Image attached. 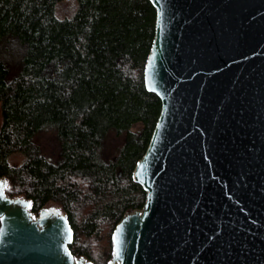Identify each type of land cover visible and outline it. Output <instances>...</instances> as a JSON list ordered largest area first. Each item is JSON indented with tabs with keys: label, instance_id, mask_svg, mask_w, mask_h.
I'll return each instance as SVG.
<instances>
[{
	"label": "water",
	"instance_id": "1",
	"mask_svg": "<svg viewBox=\"0 0 264 264\" xmlns=\"http://www.w3.org/2000/svg\"><path fill=\"white\" fill-rule=\"evenodd\" d=\"M150 2L144 81L161 107L133 170L145 202L114 227L108 264H264V0ZM6 187L0 264H93L71 253L64 212L34 215Z\"/></svg>",
	"mask_w": 264,
	"mask_h": 264
},
{
	"label": "trees",
	"instance_id": "2",
	"mask_svg": "<svg viewBox=\"0 0 264 264\" xmlns=\"http://www.w3.org/2000/svg\"><path fill=\"white\" fill-rule=\"evenodd\" d=\"M59 1L0 0V44L24 45L14 77L0 58V177L34 215L49 206L67 215L74 256L108 264L114 227L146 198L133 170L161 107L144 81L155 9L150 0H75L60 18ZM45 131L59 146L54 160L34 141ZM110 133L124 139L109 157ZM14 153L24 156L17 165Z\"/></svg>",
	"mask_w": 264,
	"mask_h": 264
},
{
	"label": "rangeland",
	"instance_id": "3",
	"mask_svg": "<svg viewBox=\"0 0 264 264\" xmlns=\"http://www.w3.org/2000/svg\"><path fill=\"white\" fill-rule=\"evenodd\" d=\"M75 0H60L56 5V15L60 18L70 15L75 9ZM24 50V45L20 44L17 39L7 37L0 44V58L6 63L9 69L8 78L14 77L20 68V55ZM140 124H135L132 130L137 131ZM123 136H116L110 133L105 143V151L107 156H112L114 149L123 142ZM40 147L41 152L49 159L57 158L59 146L55 135L51 131H45L37 135L34 139ZM24 156L21 153H14L9 157L11 164H19L23 161Z\"/></svg>",
	"mask_w": 264,
	"mask_h": 264
},
{
	"label": "snow or ice",
	"instance_id": "4",
	"mask_svg": "<svg viewBox=\"0 0 264 264\" xmlns=\"http://www.w3.org/2000/svg\"><path fill=\"white\" fill-rule=\"evenodd\" d=\"M0 187H6V185ZM0 195H2V192H0ZM113 243L115 245L113 255L116 257L117 260H119L121 256V242L118 236L116 235L113 236Z\"/></svg>",
	"mask_w": 264,
	"mask_h": 264
}]
</instances>
